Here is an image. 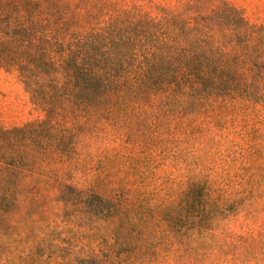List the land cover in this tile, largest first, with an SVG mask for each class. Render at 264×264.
Segmentation results:
<instances>
[{
  "label": "trees",
  "instance_id": "obj_1",
  "mask_svg": "<svg viewBox=\"0 0 264 264\" xmlns=\"http://www.w3.org/2000/svg\"><path fill=\"white\" fill-rule=\"evenodd\" d=\"M0 72L115 186L264 248V25L229 0H0ZM167 222L0 176V264H163Z\"/></svg>",
  "mask_w": 264,
  "mask_h": 264
},
{
  "label": "rangeland",
  "instance_id": "obj_2",
  "mask_svg": "<svg viewBox=\"0 0 264 264\" xmlns=\"http://www.w3.org/2000/svg\"><path fill=\"white\" fill-rule=\"evenodd\" d=\"M229 1L249 21L264 25V0ZM249 126L254 128L251 138L264 139V119H251ZM96 144L95 139L63 134L48 117L34 111L14 76L0 72L1 177L48 187L62 203L162 215L168 221L165 227L170 235V256L163 264H264V248L211 231L209 226L198 223L199 218L187 221L182 203H155L140 191L115 186L108 175L98 170L92 151L98 148ZM124 264L159 263L151 262L142 248Z\"/></svg>",
  "mask_w": 264,
  "mask_h": 264
}]
</instances>
